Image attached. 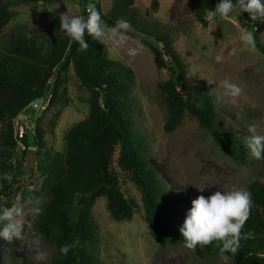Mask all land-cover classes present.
I'll use <instances>...</instances> for the list:
<instances>
[{"label":"trees","instance_id":"16d2710c","mask_svg":"<svg viewBox=\"0 0 264 264\" xmlns=\"http://www.w3.org/2000/svg\"><path fill=\"white\" fill-rule=\"evenodd\" d=\"M51 1L0 0V177L5 172L13 176L11 183L0 179V197L11 198L21 180L30 174L23 170V165L15 167L12 163L17 147L13 121L33 103L46 97H50L49 108L67 105L63 74L72 67L80 87L90 93L88 117L66 132L63 152L46 149V131L39 122L35 125L33 146H30L29 136L22 140L26 155L29 149L36 148V168L43 176L41 190L49 197L41 206L43 214L36 216L34 225L36 232L55 247L51 264H105L98 252L100 235L93 210L99 198L106 199L109 215L117 222L131 221L136 214V204L125 197L120 178L112 168L117 151L119 167L131 174L141 192L146 222L156 242L160 247L184 245L182 234L175 233L172 225L174 209L184 195L170 190L162 180L151 160L149 143L136 125L135 104L130 96L133 71L111 60L106 46L87 33L85 40L89 48L81 49L60 30V21L53 22L42 32L27 25H18L6 32L15 16L16 6ZM73 1L79 2L80 15L86 16L87 5L94 4L106 25L112 26L117 19L124 18L135 32L146 37L145 45L153 53L157 68L170 73L169 80L160 86L168 107L166 129L169 132L176 130L185 117L191 115L239 166L259 167L258 180L249 186L255 207L251 208L243 229L244 233L251 232L252 235L240 241L235 254L228 252L225 256L234 264H264V160L253 158L246 143L229 130V117L221 110L209 86L187 79L186 65L174 46L170 30L150 33L142 28L136 12L130 9L133 0H114L109 12L104 11L103 0ZM218 2L191 0L194 17L204 28L208 26V12ZM151 6L157 10L158 1L154 0ZM238 14L246 18V28L254 31L255 46L264 55L259 21H251L248 13ZM261 28L264 30V22ZM29 33L32 39L26 38ZM38 40L48 44L46 56L41 55L43 46L37 47ZM61 62L63 65L52 85L54 71ZM196 102H202V108L197 107ZM60 114V111L56 112L53 120L56 121ZM37 193L33 190L22 195ZM76 237L81 246L63 256L59 252L60 246L71 243ZM217 245L214 241L202 249L205 254L220 257Z\"/></svg>","mask_w":264,"mask_h":264},{"label":"rangeland","instance_id":"374dc122","mask_svg":"<svg viewBox=\"0 0 264 264\" xmlns=\"http://www.w3.org/2000/svg\"><path fill=\"white\" fill-rule=\"evenodd\" d=\"M8 1V0H5ZM130 9L137 14L140 26L150 33L169 31L174 46L186 65V77L196 84H206L218 100L221 110L229 117V130L245 142L251 135L249 126H255L257 134L264 135V55L257 47L244 48L240 42L241 31L247 27L246 18L237 13L227 18L207 15L208 26L204 28L196 21L191 0H157V10L152 9L154 0H133ZM114 0H103L105 12L111 11ZM15 16L6 27V32L18 25L44 31L53 22L60 21L62 13L80 15L79 2L73 0H52L49 3H25L14 8ZM131 11V10H130ZM262 22L258 23L260 41L264 44ZM165 27L167 30H165ZM132 41L142 44L139 55L131 58L124 48L106 46L111 60L118 61L134 73V83L130 96L135 104L133 113L137 127L143 131L150 150L151 160L160 172L162 180L173 192L183 193L182 200L174 209L172 222L175 233L180 228L192 207V201L198 196L208 197L216 191H228L235 187H244L249 191L252 182L258 180V166H239L216 144L214 138L205 132L199 121L187 115L176 130L166 129L168 107L161 84L167 82L170 73L159 70L154 63L153 53L145 45L146 37L134 30L128 33ZM131 44V42H130ZM135 46V45H131ZM217 57L221 60L218 62ZM68 104L51 107L46 111L29 106L22 113L23 124L30 127L28 141L33 146L36 123H41L46 131V149L52 152L65 150L66 132L74 124L89 115L90 93L80 87L72 67L63 74ZM230 77L243 87L239 98H231L218 88L219 82ZM207 80L216 84L209 85ZM40 105V104H39ZM61 114L57 120L55 114ZM55 121V127L52 122ZM32 127V129H31ZM23 145V144H22ZM24 146V145H23ZM25 147V146H24ZM33 149V148H31ZM25 149L17 143L12 163L15 167H25L27 156ZM36 151V148H34ZM118 151L112 168L120 178L122 191L128 200L136 204V214L131 221L117 222L107 210L105 198H99L95 206L94 217L99 227L100 243L98 252L105 264H234L227 257L205 254L197 246L195 251L184 245L168 244L160 247L148 228L142 195L133 183L131 174L119 167ZM35 164L24 177L19 188L11 198H3L2 205L11 206L19 201L24 207L25 241L13 238L11 241L0 238V264H51L55 253L54 245L43 237L44 247L50 252L45 261H36L34 252L28 247L27 240L35 230L36 217L31 214L35 201L43 206L49 197L41 190L42 174ZM24 170V168H23ZM33 189L38 193L23 196V192ZM31 190V191H33ZM252 207H255L251 198ZM31 224V227H28ZM23 248V251L18 249Z\"/></svg>","mask_w":264,"mask_h":264},{"label":"clouds","instance_id":"9594fccd","mask_svg":"<svg viewBox=\"0 0 264 264\" xmlns=\"http://www.w3.org/2000/svg\"><path fill=\"white\" fill-rule=\"evenodd\" d=\"M237 12L248 13L251 21L264 22V0H219L215 8L208 12V15L227 18ZM59 19L60 30L72 41L78 43L81 49L89 48V44L85 40V33L104 45L124 48L131 58L139 55L142 49V44L132 41V37L128 35L133 31L129 21L119 18L112 26H108L94 4L87 5L86 16L70 15L67 12L62 13ZM26 38L32 39L31 34H26ZM239 39L244 48L255 47L254 31L244 28ZM41 46H43L41 55L46 56L49 50L48 44L43 40H38L37 47ZM220 60L221 58L217 57V61ZM207 83L209 85L216 84V81L207 80ZM218 88L223 89L225 96L233 99L239 98L243 93V87L233 82L230 77L222 79ZM196 106L202 108V102H196ZM248 132L251 135L245 138V143L252 157L256 160H264V135L257 134L254 125L249 126ZM0 179L11 183L13 176L5 172ZM2 199L3 197H0V200ZM40 203L39 199L35 201L36 206L31 209L33 217L43 214V209L39 206ZM251 207V193L244 187L234 186L228 191H216L207 198L203 195L198 196L192 201V207L180 228L185 242L184 246L195 251L197 246L204 248L215 241L218 242L220 258L227 259L225 253L235 254L240 248V241L246 240L252 235L251 232H243L244 226L250 218ZM23 216L24 207L19 201L11 206L0 205V238L8 241L13 238L25 241ZM28 227H31V224H28ZM27 244L34 252L36 261L48 259L50 252L44 247L41 234L33 231ZM80 246L81 241L79 237H76L71 243L66 242L61 245L59 252L66 256L72 249ZM18 251H23V248L21 247Z\"/></svg>","mask_w":264,"mask_h":264},{"label":"built area","instance_id":"2783aa9c","mask_svg":"<svg viewBox=\"0 0 264 264\" xmlns=\"http://www.w3.org/2000/svg\"><path fill=\"white\" fill-rule=\"evenodd\" d=\"M49 104H50V97H46L45 99H42L41 101H37L32 105H34L35 108H40L41 110L46 111L49 107ZM13 127H14L15 139L18 145L23 149H25V147L22 145V140L26 135H28V132L30 131V127H26L23 124L22 114L13 121ZM33 128H35V126H33Z\"/></svg>","mask_w":264,"mask_h":264},{"label":"water","instance_id":"95a60500","mask_svg":"<svg viewBox=\"0 0 264 264\" xmlns=\"http://www.w3.org/2000/svg\"><path fill=\"white\" fill-rule=\"evenodd\" d=\"M67 57V56H66ZM63 65V62H61L58 67L55 69L54 71V74H53V79L51 81V84H55V81H56V78H57V75H58V72L59 70L61 69ZM181 82V77H179V83ZM27 163L24 167V171H27L29 172L31 170V168L33 167V165L35 164V151L34 149H29L28 153H27Z\"/></svg>","mask_w":264,"mask_h":264}]
</instances>
